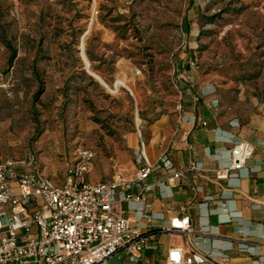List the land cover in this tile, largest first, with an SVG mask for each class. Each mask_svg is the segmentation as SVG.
Returning a JSON list of instances; mask_svg holds the SVG:
<instances>
[{
  "label": "rangeland",
  "instance_id": "obj_1",
  "mask_svg": "<svg viewBox=\"0 0 264 264\" xmlns=\"http://www.w3.org/2000/svg\"><path fill=\"white\" fill-rule=\"evenodd\" d=\"M192 62L264 104V0H0V150L60 184L81 148L88 180L128 174L129 133L176 107Z\"/></svg>",
  "mask_w": 264,
  "mask_h": 264
},
{
  "label": "crops",
  "instance_id": "obj_2",
  "mask_svg": "<svg viewBox=\"0 0 264 264\" xmlns=\"http://www.w3.org/2000/svg\"><path fill=\"white\" fill-rule=\"evenodd\" d=\"M185 67L179 103L143 119L128 135L131 154L123 155L125 170L134 174L144 143L155 165L147 201L123 203L134 225L151 235L152 247L140 258L121 250L108 264H165L173 247L202 253L208 262L199 264H264V104L241 109L226 100L212 76L201 74L193 62ZM243 140L255 146L253 157L243 169H230L220 178L232 164V147ZM175 171L183 175L170 184ZM96 176L93 181H103ZM185 214L191 217V232L164 230Z\"/></svg>",
  "mask_w": 264,
  "mask_h": 264
},
{
  "label": "built area",
  "instance_id": "obj_3",
  "mask_svg": "<svg viewBox=\"0 0 264 264\" xmlns=\"http://www.w3.org/2000/svg\"><path fill=\"white\" fill-rule=\"evenodd\" d=\"M194 64V63H193ZM255 146L243 140L231 149L230 169H243ZM96 152L79 149L66 166L64 184L36 167V158H5L0 150V264H108L125 250L140 258L152 247L151 235L134 225L123 203H145L154 189L148 179L155 165L142 150V164L134 174L117 171L111 180L91 181ZM192 169L197 164L192 163ZM183 175L169 176L175 184ZM151 223V220H150ZM168 232H191V217H175ZM208 258L193 249L173 247L165 264H199Z\"/></svg>",
  "mask_w": 264,
  "mask_h": 264
},
{
  "label": "water",
  "instance_id": "obj_4",
  "mask_svg": "<svg viewBox=\"0 0 264 264\" xmlns=\"http://www.w3.org/2000/svg\"><path fill=\"white\" fill-rule=\"evenodd\" d=\"M89 33V32H88ZM83 54H85V52L83 51ZM83 57H84V55H83ZM84 60H85V58H84ZM85 63H86V68H87V70H88V72L90 73V71H89V69H90V63H89V61L88 60H85ZM93 74H95V73H93Z\"/></svg>",
  "mask_w": 264,
  "mask_h": 264
},
{
  "label": "trees",
  "instance_id": "obj_5",
  "mask_svg": "<svg viewBox=\"0 0 264 264\" xmlns=\"http://www.w3.org/2000/svg\"><path fill=\"white\" fill-rule=\"evenodd\" d=\"M9 47H11L12 48V46L11 45H9ZM13 50H14V54H13V56H12V59L16 56V49H14V48H12ZM140 119V118H139ZM140 121H141V119H140ZM2 153V152H1ZM3 155V154H2Z\"/></svg>",
  "mask_w": 264,
  "mask_h": 264
},
{
  "label": "bare ground",
  "instance_id": "obj_6",
  "mask_svg": "<svg viewBox=\"0 0 264 264\" xmlns=\"http://www.w3.org/2000/svg\"><path fill=\"white\" fill-rule=\"evenodd\" d=\"M83 55H85V54H83ZM85 60H87L86 58H85ZM91 67V66H90ZM90 70V69H89ZM91 73V72H90ZM91 74H93V73H91ZM98 78H101V77H98Z\"/></svg>",
  "mask_w": 264,
  "mask_h": 264
}]
</instances>
